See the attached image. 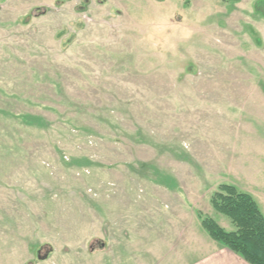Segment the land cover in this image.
Listing matches in <instances>:
<instances>
[{"label": "rangeland", "instance_id": "rangeland-1", "mask_svg": "<svg viewBox=\"0 0 264 264\" xmlns=\"http://www.w3.org/2000/svg\"><path fill=\"white\" fill-rule=\"evenodd\" d=\"M222 184L264 215V0H0V264L191 263Z\"/></svg>", "mask_w": 264, "mask_h": 264}, {"label": "trees", "instance_id": "trees-1", "mask_svg": "<svg viewBox=\"0 0 264 264\" xmlns=\"http://www.w3.org/2000/svg\"><path fill=\"white\" fill-rule=\"evenodd\" d=\"M212 204L230 220L233 229L228 231L214 219L202 217L201 224L208 234L249 264H264V215L253 196L222 184Z\"/></svg>", "mask_w": 264, "mask_h": 264}, {"label": "crops", "instance_id": "crops-1", "mask_svg": "<svg viewBox=\"0 0 264 264\" xmlns=\"http://www.w3.org/2000/svg\"><path fill=\"white\" fill-rule=\"evenodd\" d=\"M197 240L196 260L185 264H249L240 255L209 237L197 236Z\"/></svg>", "mask_w": 264, "mask_h": 264}]
</instances>
